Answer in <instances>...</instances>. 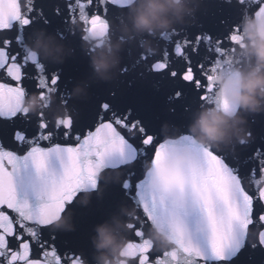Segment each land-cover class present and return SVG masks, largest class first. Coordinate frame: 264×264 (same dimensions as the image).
Wrapping results in <instances>:
<instances>
[{
    "label": "snow or ice",
    "instance_id": "obj_1",
    "mask_svg": "<svg viewBox=\"0 0 264 264\" xmlns=\"http://www.w3.org/2000/svg\"><path fill=\"white\" fill-rule=\"evenodd\" d=\"M94 3L102 8L103 16L89 14L88 9ZM237 3L245 6L243 19L255 16L264 21V0H237ZM108 4L128 10L130 0H70L68 3L70 18L74 20L78 14L87 25L85 40L102 39L108 34ZM249 4L255 5L256 9L252 11ZM26 5L22 11L20 0H0V31L16 28L14 38L0 40V70L15 82V86L0 82V118L13 120L18 116H29L24 99L32 94V90L23 83L25 80H35V92L44 101V108L38 114L36 136L26 138L19 131L14 135L19 146H27L22 154L6 149L0 143V264H83L78 254L61 255L54 244L42 240L41 228L50 225L80 190L96 189L102 170L133 169L137 162L143 169L142 177L133 184L136 172L131 170L123 181V188L142 213V217H136L129 225L139 240L128 242L126 248L134 264H212L213 261L230 264L246 246L264 247V150H257L253 157L245 160V163L257 162L245 176L238 164L233 166L226 162V152L198 143L189 133L162 139L163 131L150 132L140 119L133 118L131 109L118 113L108 102L100 105L96 125L83 134L72 131V114L50 124L45 119L46 110L52 105L49 97L58 95L66 107L70 97L61 90L60 72L49 73L41 58L28 49V41L35 30L27 34L26 30L37 22V17L45 23L48 21L42 11L35 9L34 0H26ZM33 11H36V17L31 15ZM56 12L59 15V9ZM118 19L121 21L123 17ZM57 35L66 38L59 30ZM178 35L173 31L161 37L173 43L172 38ZM241 40L240 25H235L226 38L230 44L228 48H224L220 40L213 44L208 34H199L195 41L185 37L174 42V54L185 62L184 70L179 71L180 78L191 83L197 91L199 108L222 103L215 92L214 74L230 67ZM13 42L23 50L22 62H17L15 55L9 56L8 48ZM201 42L210 55L197 64V76L185 48L191 45L192 52L198 54ZM145 58L142 54L139 60ZM29 64L36 69L34 75L26 71ZM168 68L165 49L163 60L155 62L151 70L162 72ZM121 71L126 73L128 66ZM169 75L175 78L178 70L170 71ZM64 89H67L66 84ZM181 95L177 91L169 99H179ZM186 111L192 112V109L186 108ZM73 112L78 115L75 109ZM105 114H108L107 120ZM49 127L52 131H48ZM60 129H63L62 139H71L73 143L57 142L61 137ZM185 152L190 153V159L181 166L182 175L173 178L180 184L179 191L185 197L184 203L177 205L165 191L155 186L154 181L156 173L169 160ZM53 158L59 161L60 171L51 167ZM30 167L35 170L34 176L25 174ZM21 190L26 194L34 192L42 203L33 206L26 196L21 198ZM193 213L199 214L194 229L188 223ZM153 224L174 236V248L158 255L153 253L154 245L145 233V225L152 227ZM197 234H203L205 246L198 241ZM33 244L40 249L38 258H30Z\"/></svg>",
    "mask_w": 264,
    "mask_h": 264
},
{
    "label": "water",
    "instance_id": "obj_2",
    "mask_svg": "<svg viewBox=\"0 0 264 264\" xmlns=\"http://www.w3.org/2000/svg\"><path fill=\"white\" fill-rule=\"evenodd\" d=\"M69 2L70 0H34L35 9L42 11V15L48 23L37 17V22L26 30V34L36 29H44L49 34L55 35L58 41L65 44L71 51V54L67 56L63 63H52L43 58L41 60L47 65L49 73L58 71L61 74L62 84L60 87L70 97L67 108L71 110V114L74 116L72 131L83 134L86 130L92 129L97 123V115L101 111L100 105L108 102L118 113H124L131 109L133 118L140 119L150 132L161 133L163 131L162 139L178 138L181 134L188 133V125L191 122L192 114L199 108L200 101L193 85L180 78L179 71L184 70L185 62L174 54V42L185 37L189 41H195L199 34H208L212 37L213 44L220 40L223 42L224 48L230 47V44L226 42V38L232 33L235 25H240L241 28L242 13L245 6L237 3V0H202L195 17L187 25L177 26L175 31L179 35L172 38L173 43L166 42L162 37L155 38L153 41V46L156 49L154 54L145 53L138 44L127 45L121 53L120 69L113 80L110 82L92 81L87 97L73 98L71 96L72 88L81 81L89 80L92 69L88 40L84 39L87 35L85 32L87 25L79 19L78 14L75 15L74 20L70 18ZM20 3L23 11L27 6L26 0H20ZM248 7L252 11L256 9V6L252 4H249ZM107 8V19L113 30V35H117L115 28L120 23L118 17H124L127 10L111 4H108ZM57 9H59V15L56 12ZM88 12L90 15H104L102 8H98L95 3L88 9ZM31 15L36 17V11H33ZM71 21H76L77 27L69 33ZM57 30L65 33L66 38L58 36ZM15 35V27L12 30L0 31V40L14 38ZM165 49L168 52L169 68L162 72L151 70L155 62L163 60ZM185 52L191 56L193 71L199 76L196 66L210 53L206 51L203 42L199 45L198 54L192 52L191 45L185 48ZM8 53L10 57L17 56V62H22L23 50L15 42L8 48ZM142 54L146 58L139 60ZM137 60H139V63H137ZM124 66H128L126 73L121 71ZM172 70H178V75L175 78L169 75ZM26 71L34 75L36 69L29 64L26 66ZM0 82L11 83L15 86V82L7 77L3 70H0ZM23 83L27 85L28 89L32 90V93H37L35 92V80H25ZM64 84L67 85L66 90ZM177 91L182 93L181 97L170 100L169 97L174 96ZM112 93H115V95L113 96ZM60 105L62 104L59 96L54 95V102L46 110L45 116L50 124L56 120L55 116ZM186 108H191L192 112L186 111ZM73 109L76 110L78 115L73 112ZM171 109H175V111L173 112ZM38 119V115L31 113L27 118L22 116H18L13 120L0 118V143L6 149L22 154L27 146H19L14 139V135L19 131L24 133L26 138L36 136L38 133ZM107 119L108 114H105V120ZM247 119V128L251 133L249 142L236 144L231 149L219 151L226 152L228 154L226 162L233 166L238 164L241 174L245 176L257 163L255 160L245 163V160L253 157L257 150H264V113L249 115ZM48 131H52V128L49 127ZM60 133L61 137L57 142L73 143L71 139L68 141L62 139L63 129H60ZM51 167L57 171L61 170V165L56 158H53ZM131 170L136 172V175L132 178V182L135 184L143 175L140 162H137L133 169H105L97 178V188L90 190L91 197L87 205L80 202L86 191L83 189L79 191L72 203L67 205V211L72 213L75 230H54L50 226H45L41 228L42 240L54 244L61 255L64 253L78 254L83 261H87V264H95V249L92 244V237L95 235L96 225L109 220L124 205L135 206L133 200L129 197L128 191L123 188V181L128 171ZM25 174L34 176V168L30 167ZM101 176L114 177L116 181H106ZM257 178H259V173H257ZM20 196L21 198L26 196L33 206L42 203L36 194L31 191L26 194L21 190ZM136 209L137 217H142L140 209L137 207ZM8 213L15 217L11 210H8ZM198 215V213H193L188 218L190 228H195ZM149 229L150 227L145 225L146 236H148ZM125 235L128 242H139L134 237L132 230L126 232ZM52 237L54 239H51ZM197 239L202 246L206 245L203 234H197ZM163 251L165 250L155 246L153 248V253L157 255L162 254ZM39 253L40 249L33 244L30 258H38ZM131 264H134V262L131 261ZM212 264H216V262L213 261ZM220 264H228V262H220ZM230 264H264V247L252 248L246 246Z\"/></svg>",
    "mask_w": 264,
    "mask_h": 264
},
{
    "label": "clouds",
    "instance_id": "obj_3",
    "mask_svg": "<svg viewBox=\"0 0 264 264\" xmlns=\"http://www.w3.org/2000/svg\"><path fill=\"white\" fill-rule=\"evenodd\" d=\"M201 3L202 0H130L126 14L116 25L117 35H113L110 27L102 39L93 37L88 40L92 73L89 80L74 85L71 96L87 97L92 81L113 80L120 69L121 53L127 45L135 43L145 53L154 54L155 38L175 31L177 26L187 25L195 17ZM76 27L77 22L71 21L70 30ZM241 37L230 67L226 66L214 74L215 92L222 103L198 108L188 125V133L198 143L217 151L249 142L251 133L247 128V117L264 113V21L255 16L245 17L241 22ZM28 49L52 63H63L71 54L65 44L44 29L33 32ZM49 100L53 103L54 95ZM24 108L28 113L38 115L44 108L39 93L26 95ZM70 115L71 110L62 104L55 119L62 120ZM189 159L190 153L185 152L169 160L156 173L155 186L165 191L177 205L183 204L185 197L179 191L180 184L173 178L182 175L181 166ZM101 178L116 181L114 177ZM90 197L91 191L86 190L80 202L87 205ZM136 217V207L124 205L109 220L96 225L92 237L95 264H131V257L126 253L128 241L125 233ZM48 226L54 230H75L72 213L67 211V207ZM147 237L161 250L176 246L174 236L157 224L150 227Z\"/></svg>",
    "mask_w": 264,
    "mask_h": 264
}]
</instances>
